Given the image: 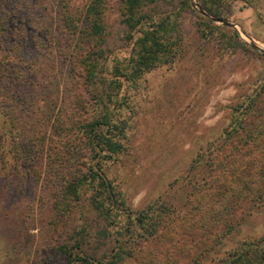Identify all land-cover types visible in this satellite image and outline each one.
Instances as JSON below:
<instances>
[{
    "label": "rangeland",
    "instance_id": "374dc122",
    "mask_svg": "<svg viewBox=\"0 0 264 264\" xmlns=\"http://www.w3.org/2000/svg\"><path fill=\"white\" fill-rule=\"evenodd\" d=\"M23 1L29 3L8 2L21 25L16 35L28 45L14 54L11 79L16 69L20 78L0 84V131L7 143H15L21 154L30 149L34 158L12 154L0 161V264H79L75 255L99 264L121 247L131 254L120 264H215L244 241L264 237V200L228 206L217 188L225 181L220 167L240 145L237 119L246 113L239 105L259 91L264 101V53L246 35L264 48V0H217L223 9L219 18L237 28L202 14L192 0L144 5L149 24L170 15L183 49L175 62L138 74L129 63L139 32L125 24L121 0H106L105 33L94 51L97 79L91 85L74 75L83 72L78 63L66 75L67 65L68 71L73 68L74 37L63 31L53 37L42 28H59L55 6L48 11L37 6L39 0L31 8ZM89 1L72 0L71 7ZM202 1L195 3L218 17ZM202 15L216 26L204 24ZM107 114L120 126L114 133H123V150L112 158L102 152L92 163L113 182L118 200L101 215L84 190L66 215H58L53 179L61 170L72 176L70 145L88 146L76 123ZM249 121L243 117L246 127ZM40 147L44 153H38ZM161 204L171 209L163 226L156 222L163 218ZM151 205L157 207L151 212L157 230L149 236L135 216Z\"/></svg>",
    "mask_w": 264,
    "mask_h": 264
},
{
    "label": "trees",
    "instance_id": "16d2710c",
    "mask_svg": "<svg viewBox=\"0 0 264 264\" xmlns=\"http://www.w3.org/2000/svg\"><path fill=\"white\" fill-rule=\"evenodd\" d=\"M9 1L0 0V84L9 82V80L13 82L16 78H20V74L17 73L18 70L16 69V76L11 79L17 65V59L14 58V54L17 57L16 51L28 45L20 40V36L17 37L16 35L21 25L16 16V11L14 9L9 10ZM71 1L56 0L54 5H52L49 0H42V4H39V0L37 6L41 9L43 7L51 11V8L55 6L57 9V24H59V28H55L53 24H45L42 28L53 37H56V34L59 35L61 31L64 33L69 32L74 37L76 42L75 54L71 60L73 68L68 71L67 65L66 75L70 76V73L75 68L74 63H78L83 72L79 75L74 73V75L81 78L85 84L91 85L97 79L96 69L98 61L97 54L94 51L98 50L97 46L101 43L105 33L103 20L107 3L106 0H90L82 8L77 7L73 11ZM156 1L159 0H121L125 24L131 30L139 32L133 47L132 60L129 63L136 74L148 72L157 66L175 62L182 53L183 40L181 33L177 30L175 24L170 22V15L149 24L147 15L142 12L144 5ZM28 2L30 4L23 1L30 8L35 4V0H31L32 4L30 0ZM201 4L215 16L223 17L222 5L217 0H203ZM34 12L37 15V11ZM202 22L206 23V25L216 26V23L211 18L204 15H202ZM232 35L237 38L240 37L237 30H234ZM40 39L45 44L47 43L45 37ZM61 49L64 51L63 47ZM65 53L68 56V47ZM32 60L30 59V61ZM69 65H71V62ZM12 67L14 68L13 70ZM25 75L28 77V74ZM111 80L116 81L115 78ZM19 84L17 83L16 89L11 91L14 96L18 94L17 88ZM260 87L262 93H264V83ZM260 94L259 91L250 95L243 104L239 105V108L243 106L246 113L245 115L241 114L242 117L239 116L240 118L237 119V125L242 128L239 131L240 145L237 147L233 146L234 152L227 159L225 166L222 165L220 167L218 173L219 177H224L225 181L219 183L217 188L223 198L228 200V206L237 204L242 200H264V147L254 148V144L257 146V143L264 146V101L258 98ZM13 95L12 97H14ZM243 117H247L250 120L247 123L249 124L248 127L243 123ZM76 124L84 129L83 134L88 141V146L86 149H77L70 145L69 149L71 152L69 155L74 165L72 167V176L68 178L67 173L61 170V173L53 179L56 185L54 196L56 198L55 207L58 211L57 213L58 215L61 213L65 214L68 211V204L74 200H80L83 191L89 190L91 195L88 200L93 208L101 215H108L113 207V202L118 200V193L113 182L105 175L102 168L95 166L92 161L94 157L102 152L105 153L103 158L107 156L112 158L114 154L122 152L124 137L121 135L123 133L115 135L114 129H118L120 126L114 125L112 118H109L108 114L103 117H94L84 123L79 120ZM73 126L77 127V125ZM229 134L231 135V131ZM245 146L246 149H244ZM17 149H19V152ZM27 150L31 152L30 149H25L24 154H21L20 147H17L15 143H7L4 132L0 131V161L6 156L10 157L12 154H16L17 158L23 157L33 162L34 156L29 155ZM44 151L45 148L40 147L38 153H44ZM83 159L85 161L80 163ZM84 165L87 168L85 171L82 167ZM159 206L157 210L164 214L162 220L160 219V221L156 222H160L159 225L163 226L169 218L171 209L166 204ZM156 208L155 205H151L135 216L139 230H143L149 236L154 235L157 230V226L154 223V220H156L154 218L155 215H151V212ZM165 213L168 214L165 215ZM170 221L169 219L168 222ZM126 251L128 250L121 247L113 254L111 260L106 263L99 262V264H120L126 255L131 254ZM70 258L72 260V256ZM74 261H80L79 264H94L93 261L81 255H75ZM215 264H264V237L257 240L244 241L238 248L231 250Z\"/></svg>",
    "mask_w": 264,
    "mask_h": 264
},
{
    "label": "water",
    "instance_id": "95a60500",
    "mask_svg": "<svg viewBox=\"0 0 264 264\" xmlns=\"http://www.w3.org/2000/svg\"><path fill=\"white\" fill-rule=\"evenodd\" d=\"M193 1V3L195 4V6L200 10V12L202 13V14H204V15H206V16H210L211 18H213L214 19V21H216V22H220V23H223V24H225V25H227V26H231V27H235V28H237V24H235V23H231V22H229V21H227V20H224V19H222V18H219V17H213V16H211L210 14H208L205 10H203L202 8H200V6L198 5V4H196L195 3V0H192ZM248 37H249V39L251 40V46H253L254 48H256V49H258V50H260L261 52H263L264 53V48L263 47H261L260 45H258V43H256V41L253 39V37L252 36H250V35H248V34H246Z\"/></svg>",
    "mask_w": 264,
    "mask_h": 264
}]
</instances>
